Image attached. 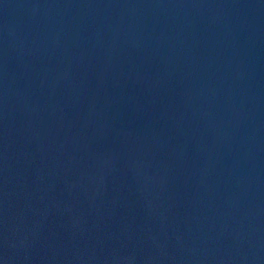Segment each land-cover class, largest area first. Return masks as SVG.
<instances>
[{
  "label": "water",
  "instance_id": "1",
  "mask_svg": "<svg viewBox=\"0 0 264 264\" xmlns=\"http://www.w3.org/2000/svg\"><path fill=\"white\" fill-rule=\"evenodd\" d=\"M0 264H264V0H0Z\"/></svg>",
  "mask_w": 264,
  "mask_h": 264
}]
</instances>
